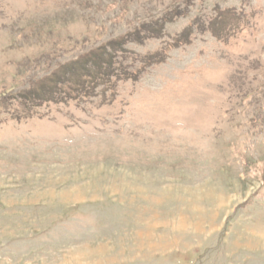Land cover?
Segmentation results:
<instances>
[{
	"label": "rangeland",
	"instance_id": "obj_1",
	"mask_svg": "<svg viewBox=\"0 0 264 264\" xmlns=\"http://www.w3.org/2000/svg\"><path fill=\"white\" fill-rule=\"evenodd\" d=\"M0 264H264V0H0Z\"/></svg>",
	"mask_w": 264,
	"mask_h": 264
}]
</instances>
